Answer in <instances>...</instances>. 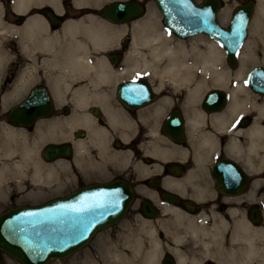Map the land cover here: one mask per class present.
Masks as SVG:
<instances>
[{
    "label": "flooded vegetation",
    "instance_id": "1",
    "mask_svg": "<svg viewBox=\"0 0 264 264\" xmlns=\"http://www.w3.org/2000/svg\"><path fill=\"white\" fill-rule=\"evenodd\" d=\"M112 1L0 0V215L121 180L123 212L42 264H264V94L247 83L264 60L246 49L263 26L207 81L165 70L147 0L121 21ZM0 264L23 263L0 247Z\"/></svg>",
    "mask_w": 264,
    "mask_h": 264
},
{
    "label": "water",
    "instance_id": "2",
    "mask_svg": "<svg viewBox=\"0 0 264 264\" xmlns=\"http://www.w3.org/2000/svg\"><path fill=\"white\" fill-rule=\"evenodd\" d=\"M153 2L161 13L163 26L171 33L180 38L196 33L207 34L223 47L228 65L235 66V53L246 36L254 0L235 4L226 26L217 19L221 0ZM141 9L139 0H114L105 6L104 15L121 21L130 15L128 10L138 15ZM247 83L253 90L264 94V67L251 68ZM90 192L99 193L100 199L86 195ZM79 196L78 200L73 197L69 205L64 204V198H58L38 206L8 208L0 215V247L23 264H42L51 256H63L87 241L93 231L106 223L107 219L102 217L105 207L113 206L114 215H120L129 201L130 191L123 181L115 180L96 188L84 187ZM81 196L84 198L80 199Z\"/></svg>",
    "mask_w": 264,
    "mask_h": 264
},
{
    "label": "bare ground",
    "instance_id": "3",
    "mask_svg": "<svg viewBox=\"0 0 264 264\" xmlns=\"http://www.w3.org/2000/svg\"><path fill=\"white\" fill-rule=\"evenodd\" d=\"M218 11H219V9H218ZM224 12L225 11L223 9L220 11V14H219L220 21H224L226 19V14ZM263 12H264V0H258L256 9H255L254 19H253L254 20L253 26H251V27H253L252 28L253 29V37L255 36V33H257L256 20L259 18V15ZM146 31H147V33H145V35L148 34L147 37H149V39L152 41L153 48L155 47V49H156L155 53H157V54L162 53L166 56V58H167L166 66L164 64L166 71H178L179 70L183 73H186V72L192 71L194 69V70H197V72H199V73H204V74L205 73L206 74L207 73H213L214 77L215 76L216 77H219V76L222 77V73L225 71V69H224L223 64L222 65L220 64L223 61V59H222V56L219 54L220 53L219 48L215 44V42H207V40L204 41L203 40L204 38H202V37H196L193 39V42L191 43V45H192L191 49L187 50L186 45L184 43L173 40L172 37L166 31L164 32L163 30L161 31V30L157 29L156 26L153 25L152 21H151V23H148V27H147ZM144 37L145 36H143L142 39ZM176 37H178V36H176ZM185 38H187V37H185ZM147 40H148V38H147ZM198 40L205 44L204 49L200 48V45H198V43H197ZM246 49L248 50V49H250V47L246 46ZM245 51L246 50L242 51V53L239 54L240 59H243V57L246 53ZM248 55H249V53H248ZM248 55H246V56H248ZM163 62H165V61H163ZM170 74L171 73H168V75H170ZM202 76H203V74H202ZM207 76H208V74L206 75V77ZM186 80H188V78ZM218 81H219V79H218ZM257 81L259 84H261L260 83L261 79H259V77H258ZM196 83H198V82H196ZM190 94H192V93L190 92ZM187 96H188V94H187Z\"/></svg>",
    "mask_w": 264,
    "mask_h": 264
},
{
    "label": "rangeland",
    "instance_id": "4",
    "mask_svg": "<svg viewBox=\"0 0 264 264\" xmlns=\"http://www.w3.org/2000/svg\"><path fill=\"white\" fill-rule=\"evenodd\" d=\"M196 1H199V0H196ZM243 0H222V5L221 7L219 8V11L217 12V18H218V21H220V18H219V14H220V11L223 9L226 14V19L224 21H220V23L222 25H225L227 20H228V17H229V14H230V11H231V8L236 4V3H239V2H242ZM255 1V4H254V9H253V14L251 16V19H250V22H249V30H253L251 26H253V19H254V14H255V9H256V6H257V2L258 0H254ZM145 7H147V11L148 13H150V17H151V21L153 23L154 26H156L157 29L159 30H163L164 32L166 31L165 27L163 26L162 22H161V14L159 12V10L157 9V7L155 6L153 0H147L146 3H145ZM261 15V16H260ZM259 15V18L256 20V30H257V35H260L259 33L261 32V28L263 26L264 28V12L261 13ZM171 37L173 40H176V41H179V42H182L186 45V49L187 50H190L191 49V43L193 42V39L196 38V37H202L204 38L203 40H207V42H215V44L218 46L219 48V54L222 56V59H223V63L221 62L220 64L224 66V69H228V67L226 66L225 64V61H224V53H223V48L215 41V40H212L210 39L207 35L203 34V33H197V34H193L187 38H178L176 37L175 35H173L172 33H170L169 31H166ZM199 41V40H198ZM198 45H200V48L201 49H204L205 48V44L202 43L201 41H199ZM196 42V41H195ZM170 43V42H169ZM153 45V43H152ZM250 48H254V52H258L259 51V56L257 55L255 61H260V59H263L264 60V42L261 44V45H258V46H255V47H251V45H249ZM256 52V53H257ZM155 53V52H154ZM242 53V51L240 52V54ZM161 55H164L162 53H159ZM247 57H243V60L245 59V62L247 63V65H250V63H252L253 61L249 58V59H246ZM262 61V60H261ZM194 72H197V70H192ZM237 71H240L239 69ZM203 74V76H202ZM207 74H204V73H199L197 74L196 76H199L200 79H205L208 81L209 77L211 75H208L206 77ZM195 76V75H194Z\"/></svg>",
    "mask_w": 264,
    "mask_h": 264
}]
</instances>
